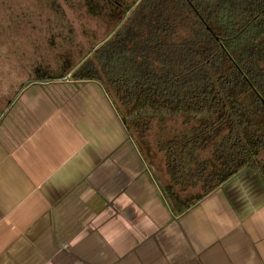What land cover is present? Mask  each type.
Instances as JSON below:
<instances>
[{"label":"crops","instance_id":"crops-1","mask_svg":"<svg viewBox=\"0 0 264 264\" xmlns=\"http://www.w3.org/2000/svg\"><path fill=\"white\" fill-rule=\"evenodd\" d=\"M65 52L0 56V264H264L260 177L243 170L174 214L165 166L100 85L71 78L80 59L49 72Z\"/></svg>","mask_w":264,"mask_h":264},{"label":"trees","instance_id":"trees-1","mask_svg":"<svg viewBox=\"0 0 264 264\" xmlns=\"http://www.w3.org/2000/svg\"><path fill=\"white\" fill-rule=\"evenodd\" d=\"M128 1H79L120 26L71 78L100 85L149 165L165 166L174 214L243 170L264 183V0Z\"/></svg>","mask_w":264,"mask_h":264},{"label":"rangeland","instance_id":"rangeland-1","mask_svg":"<svg viewBox=\"0 0 264 264\" xmlns=\"http://www.w3.org/2000/svg\"><path fill=\"white\" fill-rule=\"evenodd\" d=\"M79 1L0 0V56L17 55L25 59L28 56L44 54L50 57L54 52L65 54L66 49L71 61L68 56L63 57L58 62L56 71L49 70L50 73L61 72L76 60L80 59L81 62L86 60L84 57L91 53L90 49L99 46L116 30L112 33V27L105 19L107 13L104 17L89 14L103 13L102 8L98 11L96 9L88 11L80 6L82 4ZM135 1L129 0V5H133ZM55 22L62 25H56ZM50 26L60 27L51 29ZM48 34L53 35L50 43L44 40ZM38 44L41 48L44 47L42 52L37 48ZM89 56L90 54L87 55ZM65 59L68 60L63 62ZM2 63L0 61V65Z\"/></svg>","mask_w":264,"mask_h":264},{"label":"water","instance_id":"water-1","mask_svg":"<svg viewBox=\"0 0 264 264\" xmlns=\"http://www.w3.org/2000/svg\"><path fill=\"white\" fill-rule=\"evenodd\" d=\"M139 1H140V0H139ZM139 1H138V2H139ZM138 2H137V3H138ZM137 3H136L135 5H137ZM126 17H127V16H126ZM122 23H123V22H122ZM118 28H119V27H118ZM118 28H117V29H118ZM117 29H116V30H117Z\"/></svg>","mask_w":264,"mask_h":264}]
</instances>
